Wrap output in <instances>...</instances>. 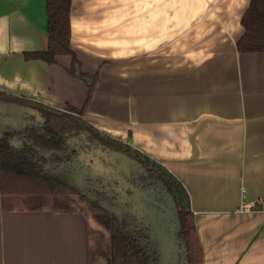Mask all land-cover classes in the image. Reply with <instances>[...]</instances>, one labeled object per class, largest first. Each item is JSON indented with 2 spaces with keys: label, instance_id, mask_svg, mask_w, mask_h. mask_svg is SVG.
<instances>
[{
  "label": "crops",
  "instance_id": "crops-1",
  "mask_svg": "<svg viewBox=\"0 0 264 264\" xmlns=\"http://www.w3.org/2000/svg\"><path fill=\"white\" fill-rule=\"evenodd\" d=\"M250 2L209 0L218 37L198 27L195 43L194 15L163 16L160 0H73L71 48L92 85L69 58L25 61L48 47L47 0H0V92L84 110L177 178L202 264H264V54L236 47ZM68 209L0 195V264H92V222Z\"/></svg>",
  "mask_w": 264,
  "mask_h": 264
},
{
  "label": "trees",
  "instance_id": "trees-1",
  "mask_svg": "<svg viewBox=\"0 0 264 264\" xmlns=\"http://www.w3.org/2000/svg\"><path fill=\"white\" fill-rule=\"evenodd\" d=\"M72 3L47 0L48 47L24 58L49 66L69 58L70 74L78 79L75 68L80 70V63L71 48ZM241 25L238 53L264 54V0H251ZM79 79L95 84L98 76L81 74ZM9 110L16 126L5 128L3 123L0 135V195L46 197L84 212L108 233L110 264H160L158 225L153 226L148 212L155 203L175 221L181 264H202L190 197L165 168L99 132L84 118V110L56 111L0 92V112ZM141 210L146 219L138 217Z\"/></svg>",
  "mask_w": 264,
  "mask_h": 264
},
{
  "label": "rangeland",
  "instance_id": "rangeland-1",
  "mask_svg": "<svg viewBox=\"0 0 264 264\" xmlns=\"http://www.w3.org/2000/svg\"><path fill=\"white\" fill-rule=\"evenodd\" d=\"M157 2H159V0H157ZM208 2L209 0H160V11L163 14V16L175 12L192 13L194 15V24H195L193 28L194 29L193 41H195V43H198L201 42L202 39V37L199 36L200 30L197 29L198 27H203L202 29L209 30L211 37L207 38L206 41L211 39L212 36H217V35H213V29H214L213 21L206 20L209 18V15L212 14L209 6L207 5ZM75 74L78 77L81 75V71L79 70V68H75ZM87 82L93 85L92 81L88 79ZM58 206L59 208L67 207L64 204L62 205L60 201L58 202ZM91 233H92V248H91L92 264H110L109 258L111 255V246H110V241L108 239L109 237L108 233L101 227L99 228L96 227L93 223H92ZM176 252H177V256L179 257V262H177V264H181L180 249L176 248Z\"/></svg>",
  "mask_w": 264,
  "mask_h": 264
},
{
  "label": "flooded vegetation",
  "instance_id": "flooded-vegetation-1",
  "mask_svg": "<svg viewBox=\"0 0 264 264\" xmlns=\"http://www.w3.org/2000/svg\"><path fill=\"white\" fill-rule=\"evenodd\" d=\"M6 113V116H2ZM15 116L11 110L7 112H0V121L3 120L5 128H13L16 126L13 117ZM8 121V122H7ZM160 205V204H159ZM148 211V210H147ZM150 220L153 223V226L158 225V233L160 232L164 237H156L159 240L160 247V264H177L179 262V257L177 256L176 248V238L174 237V226L175 221L173 217L166 211L163 210L161 206H156L155 203L153 207H151L150 211ZM145 211L141 210L138 213V217L146 219ZM155 228V234H157V230ZM165 238H169L168 241Z\"/></svg>",
  "mask_w": 264,
  "mask_h": 264
},
{
  "label": "water",
  "instance_id": "water-1",
  "mask_svg": "<svg viewBox=\"0 0 264 264\" xmlns=\"http://www.w3.org/2000/svg\"><path fill=\"white\" fill-rule=\"evenodd\" d=\"M7 114H3L2 116H6ZM3 129H4V125H3V122L2 121H0V135H1V133H3ZM157 236L158 237H164L160 232L159 233H157ZM168 239L169 238H165V240H167L168 241Z\"/></svg>",
  "mask_w": 264,
  "mask_h": 264
}]
</instances>
